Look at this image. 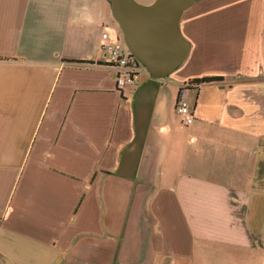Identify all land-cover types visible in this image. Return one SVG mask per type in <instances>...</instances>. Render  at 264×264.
<instances>
[{"label":"crops","instance_id":"obj_1","mask_svg":"<svg viewBox=\"0 0 264 264\" xmlns=\"http://www.w3.org/2000/svg\"><path fill=\"white\" fill-rule=\"evenodd\" d=\"M114 23L106 0H0V264L264 257V0L196 3L186 61L122 88Z\"/></svg>","mask_w":264,"mask_h":264},{"label":"water","instance_id":"obj_2","mask_svg":"<svg viewBox=\"0 0 264 264\" xmlns=\"http://www.w3.org/2000/svg\"><path fill=\"white\" fill-rule=\"evenodd\" d=\"M130 54L150 78L173 74L188 58L191 43L183 36V14L201 0H155L142 5L135 0H106Z\"/></svg>","mask_w":264,"mask_h":264},{"label":"built area","instance_id":"obj_3","mask_svg":"<svg viewBox=\"0 0 264 264\" xmlns=\"http://www.w3.org/2000/svg\"><path fill=\"white\" fill-rule=\"evenodd\" d=\"M101 49L104 53L105 63L117 71V84L119 87L135 85L141 74L142 66L137 64L129 51L123 47V42L111 31L105 30L102 33ZM137 61V60H136ZM196 87L195 85H187L181 89L182 93L178 97L176 112L185 125H190L195 120V108L184 96L183 92L188 87Z\"/></svg>","mask_w":264,"mask_h":264},{"label":"trees","instance_id":"obj_4","mask_svg":"<svg viewBox=\"0 0 264 264\" xmlns=\"http://www.w3.org/2000/svg\"><path fill=\"white\" fill-rule=\"evenodd\" d=\"M126 47V46H125ZM127 49V48H126ZM128 51V50H127ZM131 58H133V56H131ZM134 59V58H133ZM135 60V59H134ZM135 62L137 64L140 65V63L138 61L135 60ZM143 68V67H142ZM145 70V68H143ZM146 71V70H145ZM147 72V71H146ZM213 80L215 79H211V78H204V79H201V80H194L192 82H190V85H195L196 87H199V85L201 84H204V83H208V82H212Z\"/></svg>","mask_w":264,"mask_h":264},{"label":"rangeland","instance_id":"obj_5","mask_svg":"<svg viewBox=\"0 0 264 264\" xmlns=\"http://www.w3.org/2000/svg\"><path fill=\"white\" fill-rule=\"evenodd\" d=\"M117 27H119L118 25H117V23L115 22L114 23ZM126 48V47H125ZM127 50V49H126ZM144 70V69H143ZM179 118H180V116H178ZM180 120H181V118H180ZM199 259V258H198ZM250 264H252L251 262H252V260H255V263L254 264H264V257H262V256H259V255H257L256 254V256H253V255H250ZM196 262H198L199 264H200V260H198V261H196Z\"/></svg>","mask_w":264,"mask_h":264}]
</instances>
